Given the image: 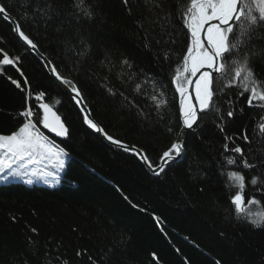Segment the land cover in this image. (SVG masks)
Masks as SVG:
<instances>
[{"label": "trees", "instance_id": "obj_1", "mask_svg": "<svg viewBox=\"0 0 264 264\" xmlns=\"http://www.w3.org/2000/svg\"><path fill=\"white\" fill-rule=\"evenodd\" d=\"M0 4L60 74L81 89L105 131L142 149L157 166L181 128L171 83L189 43L180 0H163L164 12L170 13L163 26L144 19L143 0H131V12L122 0H86L91 19L78 14L73 0ZM36 6H50L49 14L42 16ZM141 23L155 38L151 50L143 46ZM260 35L264 33L253 41L257 53L264 48ZM0 49L17 58L15 65H0V135L18 130L25 107L42 116V102L56 110L70 133L54 139L69 157L58 187L0 183V264H264V227L236 219L231 205L236 189L226 185L222 174L231 155L224 151L226 143L244 148L245 158L256 165L231 170H241L246 180L264 173V144L256 135L264 108H249L238 88L223 87L214 96L220 113H204L195 133L188 134L182 161L153 177L134 156L107 146L83 124L70 97L1 16ZM123 59L130 67L121 65ZM252 66L264 81V55L255 56ZM146 79L143 94L134 92V84ZM228 80L219 77L214 88ZM108 88L117 94L110 95ZM161 89L167 105L158 110L151 96ZM41 92L44 99L37 101ZM228 110H234L232 118L226 116ZM245 132L253 144L242 140ZM244 192L245 201L261 199L264 184L249 183ZM250 210L264 212L255 205Z\"/></svg>", "mask_w": 264, "mask_h": 264}, {"label": "snow or ice", "instance_id": "obj_2", "mask_svg": "<svg viewBox=\"0 0 264 264\" xmlns=\"http://www.w3.org/2000/svg\"><path fill=\"white\" fill-rule=\"evenodd\" d=\"M122 3L131 12V0H122ZM143 3L147 13L144 19L152 24L163 26V22L167 21L170 16V13L164 12L163 0H143ZM180 4V18L184 28L187 29L189 43L185 54L182 56V63L174 70L171 83L175 85V91L180 97L179 118L183 127L186 129H193L194 126L198 127V120L203 119L201 113L209 111L220 113L219 107L214 105V96L217 91L222 92L225 86L238 88V95L244 97L249 108H264V81L256 76L252 66L255 56L258 54L264 55V48H261L260 53H257L256 45L253 44L258 34L264 33V0H180ZM72 6L74 9L79 10L78 14H82L88 19L93 18L94 13L91 7L86 4V0H73ZM49 8L50 6H36L35 11L42 16H46L49 14ZM0 16L5 20L11 19L3 5H0ZM141 27L144 28L143 23H141ZM13 31L24 44L32 49L37 48V44L25 34L19 24L16 25ZM144 31L146 34L143 46L151 50L155 38L147 28H144ZM259 38L264 39V35H260ZM155 42L159 44L160 40L156 39ZM164 58L168 59L169 57L165 54ZM16 62L17 58L10 57L7 52L0 49V65H15ZM120 63L122 66L130 67L127 59L121 60ZM51 71L55 79L74 94L71 98L79 108L83 124L94 132L101 134L111 144L117 145L126 152L130 151L126 144L109 135L92 118V114L87 111L86 106H82L84 96L81 89L71 80L63 77L58 68L52 67ZM213 73L220 74L222 79L228 76V83L217 85L214 88ZM193 77L196 78L195 81H193ZM130 80L131 74H129V79L124 82L127 83ZM11 82L17 88L21 87L17 80ZM147 83V79L135 83L133 91L143 94ZM193 83L195 84L194 99L198 104V108L191 102L193 97L189 88ZM152 85L153 91H155V81H152ZM108 92L110 95L117 94L112 88H108ZM44 96L45 94L41 92L36 95L35 99L43 101ZM164 97L165 93L162 89L158 94L151 96L156 109L166 107L167 101ZM125 99L128 98L125 97ZM56 103H59V101ZM38 108L42 110V116L38 112H34L32 107H25L19 113V116L24 119L20 122L18 130L10 135H0V174L10 170L8 175L15 177L21 175L20 169H24L23 174L28 175L29 165L39 164L43 161H47V166L55 169L56 172L64 168V157L68 153L51 142L48 136L40 131L37 124L42 125L44 129L54 133L55 136L63 138L69 137V129L49 103L42 102L38 105ZM34 115L37 116L35 122L32 120ZM226 116L232 118L234 110H228ZM221 118H223V114H221ZM221 131H223L222 128ZM256 135L264 144V116L260 117L256 125ZM241 138L245 144H253V140L250 139L247 132ZM225 139L228 140L229 137H225ZM181 148V142H174L170 148L162 153L160 164L164 165L174 160L181 154ZM224 151L238 154L241 158L238 162L235 156L229 155L226 157L223 166L227 169L222 173L226 177V185L236 189L231 196L233 214L236 219H244L255 228L264 227V212L254 213L250 210L251 206L254 205L264 208V204L261 202L264 197L257 199L256 196H251L245 201L244 192L246 185L249 183L253 186H257L258 182L264 184V173H261L260 177L254 175L250 180H246L241 170H231L232 166H242L243 169L256 167L254 163L245 158V149L238 145L229 148L226 143ZM134 154L139 155L138 152ZM140 159L155 171L147 156L141 155ZM160 171H164L163 166L160 167ZM30 174L32 176L37 175L35 171H31ZM42 176L50 177L53 184L59 183V177L55 173H42ZM44 182L49 183V180L45 178ZM26 183L31 184L33 181L28 179ZM216 264H219V261Z\"/></svg>", "mask_w": 264, "mask_h": 264}, {"label": "water", "instance_id": "obj_3", "mask_svg": "<svg viewBox=\"0 0 264 264\" xmlns=\"http://www.w3.org/2000/svg\"><path fill=\"white\" fill-rule=\"evenodd\" d=\"M1 5V4H0ZM9 14V13H8ZM9 16L11 17V19L10 20H5L11 27H12V31H13V29L16 27V25L17 24H19L18 22H17V20L14 18V17H12L10 14H9ZM2 17V16H1ZM3 19V18H2ZM186 29V28H185ZM186 31H187V29H186ZM13 34L15 35V37L18 39V41L25 47V48H27L28 50H29V52L31 53V54H33L42 64H43V66H44V68L46 69V71H47V73L49 74V76L55 81V83L61 88V90L66 94V95H68L69 97H70V99L72 100V102L75 104V102H74V100L71 98L74 94L73 93H71L70 92V89H67L66 88V86L65 85H63V84H61L59 81H57L56 79H55V76L53 75V73H52V71H51V68L52 67H55V65L50 61V59L38 48V46H37V48L36 49H32V48H30L29 46H27L26 44H24L21 40H19V38H18V36H17V34L13 31ZM220 76V74H218V73H213V77L214 78H216V77H219ZM195 77H193V81H195ZM189 91L191 92V95H192V97H193V99H192V103L193 104H195L196 106H197V108H198V104H197V102L195 101V99H194V97H195V84L193 83V85L192 86H190V88H189ZM179 100H180V97H179V94H178V114H179ZM75 106L78 108V106L75 104ZM82 106H86V108H87V111H89V112H91V110H90V108L88 107V105H87V103H86V101H85V99L83 100V105ZM79 109V108H78ZM54 110V109H53ZM55 111V110H54ZM56 112V111H55ZM57 113V112H56ZM92 114V113H91ZM57 115H58V113H57ZM201 116H203L204 115V113H201L200 114ZM92 118L94 119V117H93V115H92ZM61 119H62V117H61ZM63 120V119H62ZM95 120V119H94ZM96 121V120H95ZM97 122V121H96ZM98 123V122H97ZM180 123H181V128H180V131H179V133H178V135H177V138H176V141L175 142H181L182 143V148H181V154L179 155V156H177L174 160H172V161H170L169 163H167V164H164V165H161L160 164V161H159V163H158V165L157 166H154V168H155V171H153L152 169H150L148 166H147V164L144 162V161H142L141 159H140V156L141 155H143V156H147L146 155V153L142 150V149H140V148H138V147H135V146H130V145H128V144H126L128 147H129V149H130V151H124L122 148H120V147H118L117 145H113V144H111V142L110 141H107L101 134H99V133H96V132H94L92 129H89L86 125V127L94 134V135H96L97 137H99L100 138V140L103 142V143H105L107 146H109V147H111V148H114V149H117V150H119V151H122V152H125V153H128V154H130V155H132V156H134L137 160H138V162L146 169V171L151 175V176H153V177H159L164 171H166L168 168H170L171 166H173V165H175V164H177V163H179V162H181L182 161V159H183V157H184V149H185V144H186V140H187V138H188V134L189 133H195V131H196V129L198 128L197 126H194L193 127V129H186V128H184L183 127V125H182V122H181V120H180ZM200 123H201V120H198V125H200ZM99 124V123H98ZM100 125V124H99ZM44 129V128H43ZM45 130V132L52 138V139H56V140H62V139H64L63 137H57V136H55V134L54 133H52V132H50V131H48L47 129H44ZM139 153V155H137V154H134V153ZM230 154H232V155H237V156H239L238 154H235V153H230ZM240 157V156H239ZM161 166H163L164 167V171L163 172H161L160 171V167ZM158 173V174H157Z\"/></svg>", "mask_w": 264, "mask_h": 264}, {"label": "rangeland", "instance_id": "obj_4", "mask_svg": "<svg viewBox=\"0 0 264 264\" xmlns=\"http://www.w3.org/2000/svg\"><path fill=\"white\" fill-rule=\"evenodd\" d=\"M221 77V76H219ZM219 77H216L214 78V82L215 80H217ZM175 87V85H174ZM178 94V93H177ZM38 127V126H37ZM39 128V127H38ZM40 129V128H39ZM40 131L42 132V130L40 129ZM60 147V146H59ZM61 148V147H60ZM185 152V151H184ZM232 155V154H231ZM64 160H65V166L62 170H60L59 172H56L55 169L51 168L50 166H47V161H43L39 164H35V165H29L28 166V169L27 171L29 172L28 175H24V169H20L19 171L21 172V175L19 176H10L8 175V171L10 170H6L5 173H2L0 174V183H6V182H22L28 186H32V185H43V186H46V187H49V188H54V187H58L60 185V180L62 178V175L64 173V170H65V167H66V164L69 160V157L68 155L66 157H64ZM160 161V160H159ZM31 171H35L37 173L36 176H32L30 173ZM49 172H52V173H55L56 175H58L59 177V183L58 184H53L52 181H51V178L50 177H47V176H42V173L43 174H46V173H49ZM47 178L49 180V183H45L44 182V179ZM28 179H31L33 181V183L31 184H28L26 183V181Z\"/></svg>", "mask_w": 264, "mask_h": 264}, {"label": "bare ground", "instance_id": "obj_5", "mask_svg": "<svg viewBox=\"0 0 264 264\" xmlns=\"http://www.w3.org/2000/svg\"><path fill=\"white\" fill-rule=\"evenodd\" d=\"M8 66H12V65H8ZM54 109V108H53ZM55 110V109H54ZM56 111V110H55ZM45 131V130H44ZM44 135H46V136H48L50 139H52L46 132H42ZM52 140H54V139H52ZM58 145V144H57ZM58 146H60V145H58ZM62 148V147H61ZM63 149V148H62Z\"/></svg>", "mask_w": 264, "mask_h": 264}, {"label": "clouds", "instance_id": "obj_6", "mask_svg": "<svg viewBox=\"0 0 264 264\" xmlns=\"http://www.w3.org/2000/svg\"><path fill=\"white\" fill-rule=\"evenodd\" d=\"M5 183V182H4Z\"/></svg>", "mask_w": 264, "mask_h": 264}]
</instances>
